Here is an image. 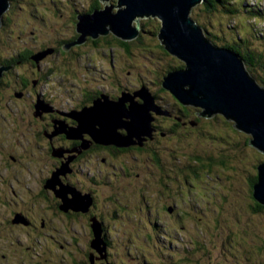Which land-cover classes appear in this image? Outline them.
<instances>
[{"label":"rangeland","instance_id":"obj_1","mask_svg":"<svg viewBox=\"0 0 264 264\" xmlns=\"http://www.w3.org/2000/svg\"><path fill=\"white\" fill-rule=\"evenodd\" d=\"M222 1L224 3H220L221 6L229 7L218 6L216 11L206 13L201 10L203 7L200 5L192 11V19L205 29V35L217 47L224 48V45L235 44L239 39H245L250 41L253 51L264 54V40H256V37H260V32L257 33L252 28L257 24V28L261 30L264 26V0ZM99 4L104 8L105 3L98 0H11V7L4 15L0 28V64L18 52L26 51L32 52L29 57L32 64L19 63L14 66L12 74H9L12 72L10 69L3 72L0 78V81L3 80L2 85L0 83V121L7 124L3 129L4 135H7L4 141L6 163H10V157H15L16 154L21 158L18 165L34 169L28 165L34 162L33 154L36 150H33V145H30L27 137H32L33 120L40 118L34 104L43 100L39 97L35 100L30 94L19 92L17 82H20L21 78H28L32 82L33 93L44 94L47 100L54 101L59 108L67 109V106L83 103L79 95L81 89L109 90L110 85L116 84L117 90L135 89L144 85L146 88L142 89L147 90L151 81H160L169 73L163 75L167 68L173 67L176 70L175 67L181 66L179 60L165 54L158 38L161 22L157 18L139 19L140 34L136 40L123 41L126 42V47L120 39L115 40L109 34L96 45L90 43L87 47L79 48L78 46L83 45L85 41L81 45L72 46L69 50L71 53L64 55L62 53L64 46L78 40L77 16L88 14L94 5ZM116 4V0L106 3L108 6ZM232 5V9L236 10L235 14L229 13ZM133 25L137 27V22ZM263 35L264 32L261 33V36ZM250 74L254 75L258 85L264 88V84L259 82L264 80V73L253 70ZM39 83H42L40 87ZM142 89L136 88L134 92L140 94ZM43 104L45 105L44 102ZM46 104L48 109L45 106V110L40 111L42 115L53 113L50 111L53 106L47 102ZM159 108L161 110V107ZM60 114L68 115L63 111ZM70 115L73 116L75 113ZM215 121L198 135L183 139L181 142L177 140L175 145H178L182 154L211 155L216 160L222 158L226 162V166H216L209 170L208 173L211 175L205 177L200 174V178H197L198 185L196 184L198 190L194 191V194H200V189L206 187L210 192L209 197L218 200V203L223 201L219 204L222 212L219 208H216V213L212 215L210 212H204L203 218L199 220V226L193 225V234L190 233L193 228L189 223H186L187 229L178 234H174L167 227L162 232L155 230L151 225L153 222L164 226L161 218L152 210L153 205L146 208L144 213L138 207L135 187L103 186L100 189L102 194L97 193V196H100L98 206L102 213L98 219L89 217L92 220L96 219V224L101 228L104 243V246L103 243L101 246L105 250L100 253L103 257H108L109 252L110 263L182 264L178 263L179 260L188 258L190 262L184 264H264V250H257V246L249 244V234L264 237V213L255 216L251 211L249 184V179L255 173L254 166L257 167L259 162L264 160V155L254 151L251 146L243 147V137L231 135L227 126ZM52 130L57 128L54 127ZM110 139L113 138L108 140ZM36 158L39 159L37 156ZM41 159L40 157L39 160ZM125 161L134 169L135 164L132 160L127 158ZM0 163L3 161L0 160ZM9 167L11 170L6 171L5 175L11 174L5 181L9 186L16 184L18 190L16 178L22 180L23 177H27L26 173L25 171L12 173L14 170H20L15 164ZM0 170H5L3 165H0ZM188 181L183 178L180 183L183 192L192 189ZM120 183L122 182L117 184ZM0 188L9 192L2 184ZM118 190H127L124 191L126 197L123 193L115 195V191ZM1 196L3 197V194ZM108 196L116 198L109 201ZM11 199V196L7 195L6 202ZM125 203L132 206L129 215H122L118 210V207ZM184 207L187 208V205L184 204ZM21 208H25V205L16 209ZM4 210L12 211L7 206ZM151 210L150 217L147 218L144 214ZM115 212L117 219L111 217ZM40 215L39 210H36L34 219H37V224L41 223ZM42 219L48 223L45 234L38 230L36 234L23 232V236L19 233L13 234L10 231L12 229L7 226L5 230L1 229L0 225V232L4 234L3 237L0 235V264H75L74 261L79 262L83 258L81 253L84 249L87 250L91 240L92 246L95 236L90 237L91 232L82 228L85 220L71 221L61 215H50ZM207 220H213L214 226H218L219 229L205 233L204 231L211 230L206 227ZM12 223L21 224L15 220ZM104 226L110 231L107 235L110 239L108 242L104 238L106 233ZM12 238L20 240L22 244L11 246ZM193 238H198L203 246H190Z\"/></svg>","mask_w":264,"mask_h":264},{"label":"flooded vegetation","instance_id":"obj_2","mask_svg":"<svg viewBox=\"0 0 264 264\" xmlns=\"http://www.w3.org/2000/svg\"><path fill=\"white\" fill-rule=\"evenodd\" d=\"M98 1L102 3L101 0ZM91 9L88 14L94 10L100 11L103 8L99 4L94 5ZM111 35L116 40L117 37L114 34ZM104 37L100 36L98 39L88 37L85 39L86 42L78 47H87L90 43L96 45ZM121 43L124 42L121 41ZM110 48L112 49L113 47ZM164 52L166 55L171 56L165 50ZM23 53L24 57L21 56ZM23 53L14 54V56L1 62L0 65L13 66L12 72L9 73L12 74L14 66L17 64H32L29 58L32 54L29 55L28 51ZM62 53L66 55L70 54L71 51L65 52L62 49ZM180 63L181 66L175 67V69L184 67V64ZM173 70V67H169L163 72V75ZM164 77L160 81H151L147 88L154 99L150 105H157L161 107V110L168 113L157 114L153 109L149 111V115L152 117L151 136L144 135V131L142 130L129 132L131 121L127 115H122L115 121H110L112 124L103 122L101 118H94L85 114L79 116L70 115L71 113L84 112L86 109L91 108L94 102L102 96L107 97L110 102H120L123 111L128 114L131 105L143 103L139 92H134V90L136 88L142 89L146 85L137 86L135 89L128 88L127 90H117L116 84L110 85L109 90L100 91L94 88L87 91L79 88L82 90V92L79 91V95L83 99V103L77 106H67V109H61L55 105L54 101L47 100L44 94L38 95V92L33 93L34 87L32 82L28 78H21L20 82H17L18 91L23 94H30L31 97H35V100L39 97L43 100L47 109L48 104L46 102L49 103L53 106L52 110H50L53 113L49 115H42L40 113V118L33 120L32 137H27L30 140V145H33V150H36L33 154L34 162L28 165L34 169L18 165V161L21 158L16 154L14 156L17 158L11 156L10 163H6L4 141H6L7 135H4L3 129L7 127V124L4 121H0V160L3 161L0 165H3L5 169L4 171L0 170V186L2 184L9 191L6 192L4 188H0L1 229L5 230L7 226V228L12 229L10 231L13 234L19 233L23 236V232L36 234L38 230L45 234L48 223L42 217L61 215L71 221L85 220L86 223L82 225V228L88 229L92 234L90 237H93V228L97 225L96 219L102 213L98 206L100 196H97V193L102 194L100 189L103 186L106 188H113L117 185L135 187L138 207L144 213L146 208L153 205L152 210L161 218L164 226L153 222L151 225L155 230H161L162 232L167 227L174 234H178L182 230L187 229L186 223H189L192 224L191 228L193 229L190 233L193 234V225L198 224L199 226V220L203 218L204 212H210L212 215L216 208H219L220 212H222L219 204L223 201L218 203V200L216 201V199L209 197L210 192L206 187L200 189V194H194V191L198 190L196 184L198 185L197 178H200V174H203L205 177L211 175L208 171L216 166H224V160H216L211 155L200 156L197 153L182 154L181 149L178 145H175V142L177 140L181 142L183 139L198 135L210 123L216 122L215 120L219 124L221 122L224 124L228 122L235 129L234 124L220 115L213 118L202 117L200 116V109L182 105L170 92L163 89L162 83ZM1 81L2 85L3 80ZM41 84L39 83V87ZM23 99L25 100L26 98ZM61 111L67 114L71 113L63 115L60 114ZM54 127L57 130H52ZM103 127L106 129V132L114 129V132L111 134L122 137L121 139L124 141L116 139H110L111 141L108 139L103 140ZM239 133L241 134L242 132L239 131ZM244 138L248 140L247 146L249 147L250 136L248 138L243 137V142H245ZM253 150L258 152L255 149ZM259 154L261 155V153ZM36 156L42 159L39 160ZM127 158L134 162V169H131L125 161ZM262 162L260 161L259 165ZM12 164L20 167V170H14L12 173L25 171L27 176L26 178L23 177L22 180L16 178L18 190H16V184L9 186L8 182L5 181L7 176L11 174L5 175V172L11 170L9 166ZM257 176L258 172L256 177H254V181L257 179ZM183 178L189 180V187H192V189H186L182 194L180 183ZM120 181L122 183L117 184ZM45 183L46 189L44 188ZM124 191L127 190L115 191V195L123 193V196L126 197ZM157 191L159 192L158 196ZM1 194H3V197ZM7 195H10L12 199L6 202ZM115 198L114 196L107 197L109 201H113ZM7 203L10 205H7ZM59 204L60 207L58 208ZM184 204L187 205V208L184 207ZM21 205H25V208L17 210L16 208ZM124 205L118 207L120 213L122 215L131 214L132 206L129 203H125ZM6 206L12 211L6 212L4 210ZM257 206L254 208L252 206V209H255ZM36 210H39L41 213L40 217L42 216L41 223L39 224L36 222L37 219H34ZM152 210L144 215L147 218L150 217ZM89 211L92 213H89ZM260 211L258 213H261ZM141 215L143 216V214ZM89 216L96 219L92 220ZM111 217L117 219V212ZM14 220L21 224L14 225L12 223ZM219 224H221V220H219ZM206 227L211 228V230L204 231L205 233L213 231L214 227L219 228L218 226H214L213 220H207ZM104 231L106 232L104 238L108 242L110 239L107 235L110 231L106 226H104ZM0 235L4 236L1 232ZM249 236L250 246H257L258 250L263 248L264 237L253 236L252 234H249ZM91 241L89 246H87V250L85 251L84 249L81 253L83 258L79 262L74 261L75 264H112L108 260L110 257L109 252L108 257H103L99 251L92 248ZM10 243L11 246H20L22 244L20 240L14 238L10 240ZM255 243L257 244L255 245ZM189 262L188 258H183L178 263L184 264Z\"/></svg>","mask_w":264,"mask_h":264},{"label":"water","instance_id":"obj_3","mask_svg":"<svg viewBox=\"0 0 264 264\" xmlns=\"http://www.w3.org/2000/svg\"><path fill=\"white\" fill-rule=\"evenodd\" d=\"M109 1L101 0L105 6L100 11L77 16L78 40L65 45L64 51L83 44L88 37L98 39L114 34L122 41L136 40L140 34L139 19L157 18L161 22L158 34L161 45L168 54L184 64L182 69L173 70L163 78V89L182 105L200 109L202 117L220 115L233 122L236 130L250 136V146L264 155V88L258 85L235 52L215 46L203 28L192 19V11L205 0H116V5L108 6L106 3ZM10 7L11 0H0V28ZM135 22L137 27L133 25ZM12 68L0 67V78L3 72ZM140 95L143 103L131 105L128 114L123 111L120 102H110L102 96L91 108L75 115L85 114L101 118L103 122L127 115L131 121L129 132L144 128L143 134L151 136L152 117L149 111L153 109L157 114L168 113L156 105H150L154 99L148 90L142 89ZM44 107L40 101L35 105L38 113L45 110ZM102 130L103 140L112 137L113 140L124 141L122 137L111 134L114 129L106 132L103 127ZM253 197L264 206V160L258 166ZM93 230L95 239L92 248L103 252L101 228L96 225Z\"/></svg>","mask_w":264,"mask_h":264},{"label":"trees","instance_id":"obj_4","mask_svg":"<svg viewBox=\"0 0 264 264\" xmlns=\"http://www.w3.org/2000/svg\"><path fill=\"white\" fill-rule=\"evenodd\" d=\"M223 4L224 3V1H222V0H205L204 1V3L202 4V11H205L206 13H212V12H214V11H216L217 10V7L218 6H220L221 8H228L229 6H227V7H223V6H221V4ZM232 7H233V5L232 6H230V11H229V13L230 14H235L236 13V10H234V9H232ZM261 15V14H260ZM253 28V30L255 31V32H260V37H256V40H264V35L263 36H261V33H263L264 31H260L259 30V28H257V24H256V27H252ZM263 28H264V26H263ZM262 28V29H263ZM203 30H204V32H205V29L203 28ZM210 35V34H209ZM256 35V34H255ZM122 41V40H121ZM213 43V42H212ZM123 44V43H122ZM126 42H124V47H126ZM224 48H227V49H230V50H232L233 52H235L243 61H244V63L246 64V66H247V70H249L250 72L252 71L253 72V70H258L259 72H261V73H264V54L263 53H260V52H258V51H253L252 50V48H251V43H250V41H248V40H245V39H239L235 44H228V45H224L223 46ZM164 49V48H163ZM29 52V51H28ZM18 53H20V52H18ZM23 53V52H22ZM32 54V52H29V55H31ZM22 57H24V53L21 55ZM180 69V68H179ZM182 69V68H181ZM176 70H178V69H176ZM248 71V72H249ZM249 72V73H250ZM251 75V74H250ZM252 76V75H251ZM254 79H255V76L253 75L252 76ZM259 82L260 83H262V84H264V80H259ZM221 123H223V122H221ZM224 124V123H223ZM225 126H227V128L229 129V131H230V134L232 135V134H236L237 136H240V137H246V138H248V136L246 135V134H244V133H239V131H237V130H235L232 126H231V124H228V123H226V124H224ZM244 140H245V138H244ZM247 142H248V140H245V142H243L242 143V146L243 147H246V148H249L248 146H247ZM246 143V144H245ZM221 160H222V158H221ZM262 161V160H261ZM224 163H225V165L224 166H226V162L224 161ZM254 168H255V173H254V176L253 177H251L250 179H249V182L251 181V183H249L250 184V191H252V195H250V200H251V198H252V206H253V208L256 206V205H258L255 209H252V206H251V211L252 212H254L255 213V216H260L262 213H264V206H262L261 204H259L255 199H254V197H253V188H254V185L256 184V182H257V179H258V176H257V179H255V181H254V177H256V175H257V172H258V167H256V166H254ZM44 188L46 189V183H45V185H44ZM182 194H183V191H182ZM57 199V198H56ZM254 203H255V206H254ZM61 204V203H60ZM60 204H59V206H58V208L60 207ZM254 210V211H253ZM259 210H261L260 212L261 213H258V211ZM222 214V213H221ZM257 220V219H256ZM217 229H219V228H217V227H214V230H217ZM208 234V233H207ZM212 241V240H211ZM191 246H203V245H201V243L199 242V240H198V238H193L192 240H191ZM258 250V249H257ZM264 249L263 248H261V251H263ZM258 253H260V252H258Z\"/></svg>","mask_w":264,"mask_h":264},{"label":"bare ground","instance_id":"obj_5","mask_svg":"<svg viewBox=\"0 0 264 264\" xmlns=\"http://www.w3.org/2000/svg\"><path fill=\"white\" fill-rule=\"evenodd\" d=\"M261 30L263 31V30H264V28H263V29H261ZM261 30H260V31H261ZM107 96H108V95H107ZM105 122H109V123H111V122H110V120H106ZM111 124H112V123H111ZM108 128H109V127H108ZM109 129H110V128H109ZM67 194H68V193H67Z\"/></svg>","mask_w":264,"mask_h":264}]
</instances>
